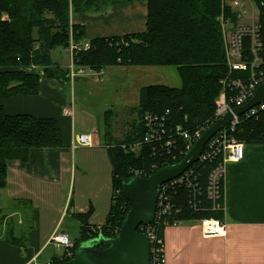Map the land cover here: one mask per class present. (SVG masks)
Instances as JSON below:
<instances>
[{"label":"trees","instance_id":"obj_1","mask_svg":"<svg viewBox=\"0 0 264 264\" xmlns=\"http://www.w3.org/2000/svg\"><path fill=\"white\" fill-rule=\"evenodd\" d=\"M133 1L138 0H0V189L7 185L9 162H27L31 149L63 144L56 117L7 113L2 100L38 94L40 77L26 67L42 66L47 77L69 82L70 72L59 68L52 50L70 49L71 41L78 44L84 40L85 28L72 23V14L97 12L112 4ZM145 1L148 7L145 31L93 38L89 48L72 51V62L76 67L85 66L94 71L110 66L172 65L181 77V86L150 84L141 87L138 105L128 109V113L136 116L123 138L113 134L112 120L116 111L110 109L105 113L104 138L113 163L111 208L106 223L100 227L88 226L90 211L77 215L82 226L74 251L81 241L118 234L130 210V203L122 192L123 185L134 176V171L148 170L154 164L160 169L186 156L181 153L186 140L177 135L176 127L180 125L193 131L213 117L222 89L221 79L227 72L219 20L223 13L222 0ZM147 113L164 117L168 134L177 142L170 147L163 145L164 142H146L144 117ZM162 135L164 140L168 138ZM236 136L244 143H264V114L258 119L243 118ZM136 145L140 149L132 151V146ZM175 156L179 158L174 160ZM212 166L210 162L196 163L193 174L197 177L196 189L176 191L182 208L179 218H224V212L213 209L206 192ZM160 232L163 235L164 228ZM96 247L105 248L103 244ZM69 259H55L52 264Z\"/></svg>","mask_w":264,"mask_h":264},{"label":"crops","instance_id":"obj_2","mask_svg":"<svg viewBox=\"0 0 264 264\" xmlns=\"http://www.w3.org/2000/svg\"><path fill=\"white\" fill-rule=\"evenodd\" d=\"M147 13V1L138 0L74 13L71 21L85 28L82 44L96 37L143 32ZM125 67L111 66V73L118 75L109 80L103 77L106 69L102 76L93 72L70 78L71 101L74 82L85 91H108L124 98L119 83L115 84L117 79L126 80ZM26 69L40 77L38 94L4 99V109L11 114L56 117L63 144L33 148L27 162H9L7 185L0 189V264H46L62 258L65 248L49 242L52 233L59 229L77 242L82 226L77 215L89 211L88 226H103L113 195L107 140L85 131L92 135V144L73 150L74 105H67L65 86L59 78L47 77L42 66ZM223 217L225 236L204 237L193 220L165 227L163 264H264V143H245V157L227 163ZM70 232L76 237L71 239Z\"/></svg>","mask_w":264,"mask_h":264},{"label":"built area","instance_id":"obj_3","mask_svg":"<svg viewBox=\"0 0 264 264\" xmlns=\"http://www.w3.org/2000/svg\"><path fill=\"white\" fill-rule=\"evenodd\" d=\"M222 2L223 13L219 20L223 33L227 72L221 79L222 89L215 102L216 109L213 117L193 131L185 130L180 125L176 127L177 135L186 140V147L184 145L181 153L186 155L195 142L228 113H233V119L211 136L197 162L193 163L180 176L166 181L158 187L154 219L150 224L141 225L139 229L149 239L150 264H163L165 262L164 239L160 230L188 221L178 217L182 208L179 206L175 193L185 188L193 191L196 189L197 177L193 176L196 163L210 162L213 164L208 176L206 192L212 201L213 209L224 212V178L227 163L238 162L245 157V143L236 136L238 128L243 118L254 117L258 119L264 114V101L241 115L234 113V109L248 103L255 96L258 87L264 83V0H222ZM89 47L90 43L86 42L84 48ZM75 48L77 46L72 44L71 49ZM73 65L71 66L72 76L76 72H84L82 68ZM68 111V109L65 110V113L69 114ZM144 120L147 128L145 131L146 142H164L163 145L169 147L177 142L171 134H168L164 117L147 113ZM162 134L168 138L164 140ZM74 142L73 148L80 145H91L92 135L89 133L76 134ZM138 147V145L132 146L131 149L136 152L140 149ZM177 158L179 156H175L174 160ZM157 170H159L158 165L154 164L148 170L134 171V175L143 176L147 175L148 172L154 173ZM219 200H223L222 204L218 203ZM194 206L197 208L196 204ZM192 220L199 224L204 237L226 235L227 222L224 218L202 217ZM49 242L65 248L62 258L71 259L74 256L75 243L70 240L65 232L56 229ZM46 264H52V262Z\"/></svg>","mask_w":264,"mask_h":264},{"label":"water","instance_id":"obj_4","mask_svg":"<svg viewBox=\"0 0 264 264\" xmlns=\"http://www.w3.org/2000/svg\"><path fill=\"white\" fill-rule=\"evenodd\" d=\"M261 101H264V83L258 87L255 96L245 105L235 108L234 113L241 115ZM232 119L233 113L219 119L195 142L180 162L160 168L148 177L134 175L127 180L122 192L130 203V210L119 233L111 238L100 235L79 242L74 256L61 264H150L149 239L139 227L150 224L154 219L158 187L180 176L197 162L211 136ZM99 244L105 248H97Z\"/></svg>","mask_w":264,"mask_h":264},{"label":"rangeland","instance_id":"obj_5","mask_svg":"<svg viewBox=\"0 0 264 264\" xmlns=\"http://www.w3.org/2000/svg\"><path fill=\"white\" fill-rule=\"evenodd\" d=\"M83 41V40H82ZM81 41V42H82ZM90 40L85 41L84 43L77 44L71 41V45L74 44L77 46L75 49L84 48L85 43ZM74 49H66L63 47H57L52 50V55L54 61L59 65V68L63 70L66 69L70 72L71 80H74L78 75H85L96 73L102 76L103 70L94 71L88 67L82 66L81 68L84 70L82 73H77L72 76L71 74V66L72 62V51ZM69 65V66H67ZM74 66V65H73ZM65 67V68H64ZM111 67V66H110ZM106 68V74L103 76L104 78H108V80L117 76L111 73L112 68ZM55 70L57 68H54ZM80 69V68H79ZM125 72L122 73L125 75L126 80L117 79L115 86L119 83L118 87L122 88L125 95L124 98L119 95L113 94L110 96L111 92L100 93L99 90H83L80 89L77 83L74 82V90L75 97L73 92L74 102L71 101L70 93L72 91V84L69 82H63L61 79V83L65 86L67 91V105L71 103L74 105V126L76 128L75 133L80 134L82 132H91L95 134L97 138H104V129H105V112L109 109H113L116 111L115 116L110 115L113 118V134L118 138H123L130 128L132 121L136 114L130 112L128 113V109L132 106H136L139 103V92L141 87L150 85V84H165L172 87H180L181 86V77L178 74V71L175 66H128L125 67ZM57 71V70H56ZM59 72L60 69H58ZM70 114V111H68ZM109 116V115H108ZM109 116V117H110ZM113 116V117H112ZM99 128V129H98ZM75 134V135H76ZM75 135L72 139V149L73 143L75 140ZM76 231V230H75ZM75 232H70L71 239L74 238ZM78 237V234H76ZM69 236V235H68ZM76 237V236H75Z\"/></svg>","mask_w":264,"mask_h":264},{"label":"bare ground","instance_id":"obj_6","mask_svg":"<svg viewBox=\"0 0 264 264\" xmlns=\"http://www.w3.org/2000/svg\"><path fill=\"white\" fill-rule=\"evenodd\" d=\"M74 52V51H73ZM72 57V56H71ZM81 68V67H80Z\"/></svg>","mask_w":264,"mask_h":264}]
</instances>
